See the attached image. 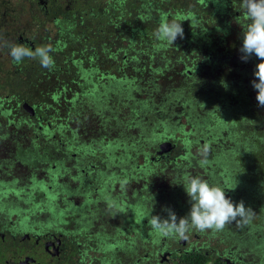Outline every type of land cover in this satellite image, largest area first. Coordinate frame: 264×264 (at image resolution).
Wrapping results in <instances>:
<instances>
[{"label":"flooded vegetation","instance_id":"obj_1","mask_svg":"<svg viewBox=\"0 0 264 264\" xmlns=\"http://www.w3.org/2000/svg\"><path fill=\"white\" fill-rule=\"evenodd\" d=\"M143 1L0 0V264H250L236 249L228 250L227 240L232 242L234 237L232 232L228 235V224L220 232L201 233L190 228L187 239L160 237L150 229V215L167 218L164 208H171L178 218L190 212L189 197H185L184 186L176 179L188 173L180 166L176 175L173 173L174 166L179 165L177 160H181L171 155L180 147L173 139L154 138L139 143L149 152H137L135 159L117 160L107 155L96 163L91 156L95 152L110 154L116 143L83 141L85 124L95 122L104 102H108V109L113 105L117 87L108 83L115 80L116 69L133 67L126 55L122 57L126 62L116 63L113 49V55L96 50L100 22L140 20L141 16L125 13V9H121L119 19L111 13L116 12L114 8L119 10V4L125 7L141 5ZM234 13L231 18L223 14L222 25L229 27L232 23L239 28V44L230 50L228 29L222 35L219 51H203L199 55V59L205 55L209 62L194 61L203 67L199 75L204 78L209 74L206 85L210 92L219 91L213 89L212 83L219 79L211 72L222 78L223 71L228 70L234 79L223 83V90L234 95L236 89L232 86H237L239 79L240 92L252 86L256 64L261 62L254 55L247 62L241 60L242 33L248 21L244 13L242 17L240 12ZM199 18L203 33L209 35L211 18ZM16 44L33 51L51 45L54 67H42L38 58L15 63L10 47ZM219 53L228 66L213 69L215 64L211 63ZM194 58L189 56L188 60ZM178 68L175 65L172 74L177 73L182 79ZM185 72L191 75V71ZM107 84L108 88H103ZM249 89L244 99L253 102V111L261 108L264 113V108L258 106L256 90ZM125 90L120 89L122 96ZM141 95L147 96L145 91ZM234 96L237 97H231L238 101L242 97L241 93ZM211 112L208 111L210 117L217 116ZM203 117H207L206 113ZM63 132L68 134L67 144L60 138ZM71 135L74 137L70 139ZM250 137L253 143H234V153L240 150V157H246L247 149L252 147L249 154L261 150L263 156L260 133ZM164 142L170 143L169 151L158 154ZM217 142L208 140L200 146L213 147ZM223 154L228 157L227 166L217 158L207 161L205 167L198 163L212 185L240 182L239 176L232 179L234 168H227L235 157ZM247 158L244 165L248 164L246 161L250 163ZM218 165L221 172H216ZM162 181L173 182L177 191L161 192ZM233 192L230 189L225 194L234 203H249L253 193L264 206V185L254 190L243 184L231 195Z\"/></svg>","mask_w":264,"mask_h":264},{"label":"trees","instance_id":"obj_2","mask_svg":"<svg viewBox=\"0 0 264 264\" xmlns=\"http://www.w3.org/2000/svg\"><path fill=\"white\" fill-rule=\"evenodd\" d=\"M144 1L141 5H126L125 7H123V4H119V10L117 11L114 8L116 12L111 13V16L119 19L120 16H122V14H120L121 9L123 11L125 9L127 10L125 13H129L132 16H141L140 20L123 21L120 18V21L108 19L100 22L98 38L99 47H97L96 50L101 49L103 53L108 55V51L111 53V49H113L115 50L114 56L116 58V63H124L127 60L132 62L133 67L131 70L125 71H120L121 69L119 68L116 69L115 80H112V83H108L117 87L115 91L117 95L114 98V102H112L113 105L108 109V102H104V107L100 109L99 116L94 119L95 122L93 127H84L85 130L82 134H84L86 138L89 134L96 144L102 141L116 143V149L114 150L112 148L111 153H106L103 158L108 155L109 158L117 160L127 158L135 159L137 152H149L148 149L144 150L139 143L151 141L155 138V131H149V133H147V124L149 125L151 123L152 128H154L153 126L155 125L162 124L159 115L165 112V107L172 101L171 98H174L173 100L177 102V106L180 110V114H177V116L183 117L182 119L191 126V130L183 132V124L180 125V122H172L168 119H165L162 127L164 131L171 133V137L164 134V138L170 137L179 146L181 144H186L187 146L184 145L186 147H190L189 145L193 144L197 145L198 139L196 141L186 137L179 142V140L175 138V131L181 134H187L188 132L191 134L194 128L211 129L210 124L213 122H215V124L212 130H209V133L206 134L205 137H202L203 142L208 140L213 142L216 140L218 141V145L221 146L222 141L219 139V135L222 133V130L226 131V128H230V130H233L237 135L243 133V136L259 132L260 141H264V113L261 111V108L253 111V102L244 99V97H247L250 90L249 88L252 86L249 88L245 87L240 92L238 86L241 84V81H239L241 79L237 81V86L235 84L232 86L233 89H236L234 90V92H236L234 95L241 93L242 96L240 98L238 97L239 105L233 108L236 111V117L233 119L234 114H232L231 108L220 110L219 107H216L217 104L212 105L211 103L224 100L221 103L228 104L223 90L225 84L222 85V87H216L219 91L217 92L218 95H215V93L208 90L209 87L206 85L209 74L201 79L202 82L197 81L201 76L199 75L200 69L203 67L200 66L199 68L194 61L198 60L201 64L204 62L207 63L209 61L205 55L203 56L204 58L202 57L203 59H199V55L202 54L201 52L213 51V54H215L219 51V48H222V35L229 29L228 26L227 28L222 25L224 19L223 14L225 18H231V10L234 9L238 11L240 9L239 7H241V0H193L190 3H187L188 0H178L180 1L179 4H177L175 0H148L146 4ZM225 6H228L230 10L227 9L225 11ZM161 14H167L169 20L175 19L182 23L184 38H178L173 46L161 47L160 42L154 37V32L159 25ZM204 15L209 16L213 22L212 30L209 32V35L203 33L204 27L199 22L201 20L199 16L204 20ZM142 16L145 17V19L142 18ZM192 17L195 18L194 23H190ZM90 52L92 51L90 50ZM220 54L221 53L218 54V57L213 58L212 65L219 61ZM124 55H126V60L122 59ZM189 56H195V58L190 61L188 60ZM178 62L182 65L180 63L177 64ZM175 65H179V72L183 75L181 79L183 85L174 87L172 84H168L167 86L170 88H162L157 80H161L164 76L169 79L172 72H174L173 69ZM223 65H226L224 59L221 61L220 66ZM186 70L191 71V75L186 74ZM211 75H214L213 77L216 79L221 78L213 72H211ZM108 84L104 85L103 88H108ZM220 84H223V82L221 81ZM201 86L203 90L200 89ZM110 88L111 87H109V89ZM122 88L126 89L124 96L119 92ZM142 91H145L147 96L139 100L133 93L136 92L138 96H141ZM199 91H201L202 95L205 93L206 102H202L201 104H199L200 102L198 100H203V97H199ZM209 94L210 96H208ZM191 95L193 96L191 97ZM234 95L232 96L237 97ZM135 105L137 106L136 108ZM209 105L210 107H207ZM101 106L100 103L99 107ZM185 106L188 108L183 109ZM197 107L203 109L207 117L201 118L196 113L191 117L188 114L190 110L191 113H194ZM208 108L214 112H219L218 115L210 117ZM125 110H127V112ZM114 114H120L118 115L120 117H114ZM166 114H168V112ZM226 115H230V117L226 119ZM144 118H147L149 123L144 124ZM111 119L114 123L113 127L103 126L104 123L107 124L111 122ZM95 123L96 126H94ZM133 128H136V132L132 130ZM121 137L125 139L122 138V140H118L121 139ZM120 143L123 145H119ZM177 148L178 151L182 149L180 147ZM113 150L116 151V153H113ZM183 154L179 159L188 161V159H185L187 155H185L184 152ZM227 158V155L224 156V154H222L221 157L219 155L216 160L226 165ZM110 162H112V160ZM247 163H249V161L245 162V164ZM237 165V162L230 161V165L227 168L229 169V167H232L235 173L241 174V170H239L240 168ZM131 166H133V163ZM254 171L255 170H250V173ZM260 213L264 220V210ZM263 245L262 243L257 245L256 250ZM260 256L264 257V247ZM200 264L204 263L201 261Z\"/></svg>","mask_w":264,"mask_h":264},{"label":"rangeland","instance_id":"obj_3","mask_svg":"<svg viewBox=\"0 0 264 264\" xmlns=\"http://www.w3.org/2000/svg\"><path fill=\"white\" fill-rule=\"evenodd\" d=\"M228 8H229L228 6H225L224 10L226 11ZM239 8L240 9L238 10V12H240V17H242L241 14L244 13V10L241 7H239ZM228 10H230V9H228ZM234 12H235L234 9L231 10L230 15L233 16L235 14ZM233 30H234V32H230V31H233ZM228 34L226 33V35L228 36V38L231 41L230 50H233L235 48V46L239 44L238 43V39L240 38V36H239V28L235 27L234 24L231 23L229 25V33ZM222 60H223V58L220 57L219 61L217 62L218 64L216 63L215 66H213V69H216V68L220 67ZM226 66H228V63L226 64ZM202 76L203 75H201L197 81L202 82L201 81V79H203ZM233 77L234 76H232L229 73L228 70L227 71L226 70L223 71L222 78L219 79V81H217V82H215L213 84L214 85L213 89H216V87L219 88V86L222 87L223 84H220L221 81L223 83H226L228 80L231 82L232 79H234ZM157 82L159 83V85L162 88L169 87V86H167L168 84H172L174 87H180V86L183 85L182 80H181V76H179L177 73L171 74L169 79L164 76V77L161 78V80H159V81L157 80ZM243 83H245V82L243 81ZM201 88H202V86L200 87V89ZM201 90H203V89H201ZM199 92H201V91H199ZM213 93H215V95H218L217 92H213ZM133 94H135L139 100H141L143 98V95L138 96L136 94V92H134ZM226 94H225V97H226L225 99L228 100V104L227 105L221 103L224 100L214 101V102H211V103H212V105H216L217 104L216 107L217 108L219 107L220 110L221 109L222 110H226L227 108H231V110L233 112L232 114H234V118L233 119H235L236 111L233 108L236 107V105L237 106L239 105V101L237 100V98H232L231 97L232 96L231 94H233V92H231L230 94H227V95ZM200 95L201 96H199V97H203L202 98L203 100H198L200 102L199 104H201L202 102H206L205 96L202 95V93ZM192 96L193 95H191V97ZM173 99L174 98H171L172 101L169 102V104H167V106L165 107V112H163L161 115H159V117H160L159 119L162 120V124L165 121V119H168L169 121H172V122H174V121L181 122L184 125V127L182 128L183 132L184 131L187 132L188 130H191V127L189 125L185 124L184 120L182 119L183 117H178L177 116V114H180L179 113L180 110H179V107L177 106V102L174 101ZM194 103H196V102H194ZM136 107L137 106L135 105V108ZM209 107H210V105H209ZM187 108H188L187 106L183 107V109H187ZM125 111L127 112V110H125ZM167 112H168V114H166ZM195 113L197 115H199V117L202 118L205 112L203 111V109H200L199 107H197V108H195V112L194 113H191V110H190L188 114L191 117H193L195 115ZM211 113L218 115L219 112L212 111ZM226 114H227V112H226ZM118 115H120V114H117V115L114 114V117H120ZM229 117H230V115H226V119L229 118ZM106 120H105V122H106ZM93 122L86 123L85 127H93ZM143 123L147 124V123H149V120L147 118H144L143 119ZM162 124L155 125V126H153L154 128L151 127L152 126L151 123L149 124L150 126L147 124V131H148L147 133H149V131H151V132L155 131L156 132L155 135H159V136H156V137L154 136L155 138H157V140L163 138L164 134L171 137V133L170 132H167V131L163 130ZM182 124H180V125H182ZM214 124H215V122L210 124V128L211 129H209V128H205V129L194 128L191 134L189 132L187 134H181V133H178V132L175 131L174 134H176V136H177V137L175 136V138H177L179 140V142L187 137L188 139H193V140H196V141L198 139L197 144H199L198 147L197 146L194 147L195 144L189 145L190 147H186L187 146L186 144H184L186 146L181 144L180 145V147L182 148L181 150H179V151L175 150V151H173L171 153L172 156L181 158L182 154L184 152L185 155H187V158H185V159H188V161H185L184 159L183 160L182 159L181 160H177V162H179V165L177 164L178 166L177 167L174 166V168H173V170L175 171L173 173L175 175H176L177 170H178V168L180 166V169L183 172L186 171L188 174H190L192 176L200 175L201 178L207 180L209 182V184H210V177L207 176L206 171H205L204 168H200L198 166V162L202 158L200 156V154H199L200 150L203 148L202 146H200L202 144V142H203V138L202 137H205L206 134L209 133V130H212ZM95 126H96V123H95ZM103 126L113 127L114 123H113V121L111 119V122H109L107 124L104 123ZM226 129H227L226 131L222 130L221 131L222 133L219 135V137H220L219 139L222 141L221 146H219L218 143H215L213 147H208L209 150H208L206 158H207V161L210 162L211 159L215 160L217 157H219V155L221 157V155L223 153L227 152V153L230 154V156L232 155L233 157H235L234 160L241 167V174L234 173L232 175V179H234V180H237V178L239 176L240 177V180H239L240 182H235V184L232 183V182H229V183L226 182L225 184H222V186H220V187L225 189V191L227 193H230V189H234V192L231 193V195L234 194L235 192H237L238 188H240V185L243 186V184L245 186L249 187V188H253L254 190L261 188V185L262 186L264 185V157H263L264 155L262 156V154L260 153L261 150L258 151L257 153L249 154L248 152H252L253 151L252 147L247 149L246 157H240V155H239V153H240L239 151L240 150L237 151L238 153H234L235 152L233 150L234 143H240V144L246 145V142L249 144L251 142L253 143V141H252L250 135H248V134L245 135V136H243V133H240V134L237 135L233 130H230V128H226ZM132 130L134 132H136L135 131L136 128L135 129L133 128ZM60 135L62 136V137H60L62 139V142L67 144V141H68L67 132H63ZM71 137H74V135H71L70 139H71ZM122 138L123 137H121V139H118V140H122ZM123 139H125V138H123ZM91 140H94V139L89 134H88L87 138H86V136H84V141H91ZM193 140H191V141H193ZM126 141H129V140H126ZM71 144H73V143L71 142ZM119 145H123V144H119ZM246 147L247 146H243V148H246ZM103 155H104V152L103 153L95 152V154L93 156H91L93 158V163H96L97 161H99L98 160L99 157H103ZM57 157H60V156L57 155ZM247 157H249L251 159L250 163H248V165H244L243 164L244 159H248ZM57 165H58V167H61L60 164H57ZM63 166H66V165H63ZM220 169H221V166L218 165L216 172H221ZM257 169H258V171H256ZM250 170L251 171L255 170V171L253 173H250ZM132 173H134V171ZM185 176L181 175L180 177L179 176L176 177V179H178V181H179L178 182L179 185H185L186 184ZM166 179H168V178H166ZM172 183L169 182V184H168L167 181L166 182L162 181L161 192L165 191L166 193H170L172 191H174V192L177 191L176 190L177 186L175 184H172ZM237 195H238V193H237ZM186 196H187V194L185 193V197ZM239 197H241V193H239ZM250 197H251V201L249 203L244 202V205H245L246 208H250L252 210L253 214L248 218L247 223L238 224V223L232 222V223L228 224V235H229V233L232 232V235H234V237L232 238L233 239L232 242L230 241V239L227 240V245L226 246H227L228 250L229 249L230 250L231 249H236L237 253L239 255L241 254L243 256V258H245V260L248 261L250 264H264V257L260 256L264 245L262 247L260 246V248H257V250H256V246L257 245H260V243L264 244V220L261 217V213H260V212H262V210H264V206L261 205L260 198L259 197L256 198L255 194H253V193L251 194L250 193ZM187 198H188V196H187ZM239 199H241V198H239ZM159 200H161V199H159ZM184 201L186 202L188 200L184 199ZM180 203H182V200H180ZM190 208H191V204H189V209ZM237 237H238L239 241H236ZM208 238L210 239L212 237H208ZM246 240H248V242L245 243Z\"/></svg>","mask_w":264,"mask_h":264},{"label":"clouds","instance_id":"obj_4","mask_svg":"<svg viewBox=\"0 0 264 264\" xmlns=\"http://www.w3.org/2000/svg\"><path fill=\"white\" fill-rule=\"evenodd\" d=\"M245 19L248 21L242 33V47L240 48L241 60L247 62L253 55L261 61L256 64L251 84L256 90L258 106L264 107V0H241ZM192 17L190 23H194ZM154 37L160 42L161 47L173 46L178 38H184L182 23L178 20H169L167 14H161L159 25L154 32ZM51 45L35 48L33 51L25 45H12L10 55L14 62L19 64L23 59H39L44 68H53L55 61L50 53ZM208 146L200 150L199 161L201 167L207 164ZM186 184L183 185L189 202L190 212L184 217L178 218L171 208H164L167 218L159 215H150L148 225L153 233L164 238L187 239L190 228L198 232H220L227 224L236 222L247 223L253 214L250 208H246L243 201L234 203L226 197L225 189L209 182L200 176H185Z\"/></svg>","mask_w":264,"mask_h":264},{"label":"water","instance_id":"obj_5","mask_svg":"<svg viewBox=\"0 0 264 264\" xmlns=\"http://www.w3.org/2000/svg\"><path fill=\"white\" fill-rule=\"evenodd\" d=\"M169 147H170V143L164 142L163 144H161L159 146V151L157 153L158 154L165 153V152L169 151Z\"/></svg>","mask_w":264,"mask_h":264}]
</instances>
